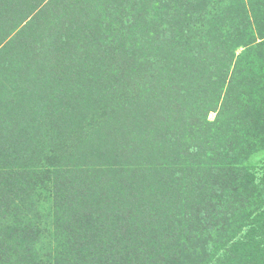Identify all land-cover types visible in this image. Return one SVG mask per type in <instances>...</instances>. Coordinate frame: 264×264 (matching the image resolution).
<instances>
[{
	"label": "rangeland",
	"instance_id": "374dc122",
	"mask_svg": "<svg viewBox=\"0 0 264 264\" xmlns=\"http://www.w3.org/2000/svg\"><path fill=\"white\" fill-rule=\"evenodd\" d=\"M0 264H264V0H0Z\"/></svg>",
	"mask_w": 264,
	"mask_h": 264
}]
</instances>
